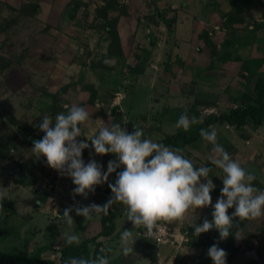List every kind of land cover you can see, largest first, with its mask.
<instances>
[{"label": "rangeland", "instance_id": "rangeland-1", "mask_svg": "<svg viewBox=\"0 0 264 264\" xmlns=\"http://www.w3.org/2000/svg\"><path fill=\"white\" fill-rule=\"evenodd\" d=\"M82 1L0 0V257L49 244L52 235L46 230L58 218L57 207L65 202L63 211L69 205L64 199L73 201L71 180L55 170L54 179L39 178L23 187L45 210L39 211L37 205L33 211L15 216L8 206L18 191L12 178L18 174V180H31L28 170L35 157L29 141L43 136L38 127L43 115L54 119L67 110L66 105H77L89 115L77 140H85L84 136L95 134L111 120L128 132L135 125L156 141L183 130L175 126L182 113L197 119L189 127L194 129L208 117L250 103L252 92L240 70L245 59L255 56L252 71L255 77L264 75V22L257 4L241 15H232L228 0ZM43 2L65 3L69 21L58 23L57 13L41 10ZM174 8L190 15L184 19L188 25L192 17L196 23L200 43L189 52L199 60H181V53H176L179 59L175 60ZM217 8L221 16L211 18V11ZM214 24L220 26L218 31L211 28ZM64 36L69 38L66 42ZM179 37L186 38L182 33ZM213 57L217 60H211ZM212 128L217 143L254 175L251 183L264 189V121L258 128L248 122L240 132L228 125ZM211 148L201 138L181 150L194 167L212 168L208 178L215 185L210 192L215 203L223 186L216 174H223L208 159ZM82 158L96 160L102 170L109 160H115L113 154H95L91 148L82 150ZM116 172L108 176L107 183ZM27 199L29 202V195L23 198ZM123 208L115 209L123 212ZM206 208L161 221L175 232L173 243L153 244L139 237L133 227L132 247L142 246L141 254L135 253L133 258L121 254L109 264L119 257L124 258L123 264H197L201 253L197 240L203 235L191 239L187 234L194 225L208 220ZM253 219L259 222L264 216ZM239 235L236 243L240 249L232 264H264V233L246 228Z\"/></svg>", "mask_w": 264, "mask_h": 264}, {"label": "clouds", "instance_id": "clouds-1", "mask_svg": "<svg viewBox=\"0 0 264 264\" xmlns=\"http://www.w3.org/2000/svg\"><path fill=\"white\" fill-rule=\"evenodd\" d=\"M65 107L67 110L57 113L54 119L47 114L41 117L38 127L43 136L33 141L30 151L35 159L43 157L47 166L71 179L73 199L77 195L87 198L95 191V186L107 181L110 174L122 167L116 172L114 183L108 184L111 195L103 205H70L58 214L66 225L71 226L74 222L70 212L74 211L87 220L101 213L106 215L114 203H120L124 206L126 221H130L133 227L142 226L144 235L152 236L159 227V221L179 219L187 210L211 204L212 220L205 219L194 225L192 234L198 237L214 227L223 240L233 227V218L244 220L264 216V189H257L251 183L254 175L217 143L215 128L209 126V129L201 128L199 131L203 141L212 145V154L208 157L211 165L223 174H216L223 186L215 203H212L210 192L215 185L208 178L212 168L194 167L180 148L147 138L135 125L134 130L128 132L120 123H112L111 120L103 123L95 134L84 136L85 140H77L82 136L81 125L89 119L88 112L77 105ZM195 123V117L189 118L182 113L175 126L187 131ZM88 141H91L90 145ZM89 148L95 154H113L115 160H109L106 170H102V165L96 160L90 158L85 162L82 158V150ZM228 209L233 211L228 213ZM238 233L239 230L234 234L236 238L241 236ZM62 236L65 245L79 243V237L72 232H64ZM134 241L131 231L120 232L122 255L127 256L133 251ZM207 255L213 264H226V252L216 243L208 248ZM65 264H109V258L106 254H98L94 258L71 257Z\"/></svg>", "mask_w": 264, "mask_h": 264}, {"label": "trees", "instance_id": "trees-1", "mask_svg": "<svg viewBox=\"0 0 264 264\" xmlns=\"http://www.w3.org/2000/svg\"><path fill=\"white\" fill-rule=\"evenodd\" d=\"M257 4L261 9V19L264 22V0H228L229 10L232 15H241L247 11L251 4ZM108 29H106L107 31ZM257 59L245 60L242 62L241 72L245 74V82L249 85L252 92V100L250 103L239 105L235 108L229 109L227 112L220 113L212 117L204 119L201 123L197 124L194 129L187 131L181 130L172 134H166L162 138L157 139L156 142L171 146L174 148L182 149L184 146H194L201 139L199 131L201 128L209 129V126L215 125H228L233 128L235 132H240L244 126L249 122L254 128H258L264 121V75L255 77L252 69V64L256 63ZM34 140H39L38 137H32L29 141L30 146ZM31 169L28 170L30 181L18 180V174L12 178V182L22 187H29L39 178L54 179L56 171L44 162V158L34 159L30 162ZM122 168L120 169V171ZM106 197L99 201L98 205H103L111 195L110 189L104 191ZM11 207V203H8ZM233 209H228L227 212L231 213ZM212 207L209 204L206 208L208 220H212L211 216ZM115 212L112 206L108 209L107 214L101 213L100 230L97 234L91 235L83 239L78 244L65 245L64 240L54 239L50 244L36 247L34 250H25L22 253L9 254L6 257H0V264H53V262L46 258L45 254L48 252L57 253L60 255L62 263L68 257L94 258L98 254H105L107 250L104 247V242L114 233L115 230ZM161 222V221H159ZM163 223V222H162ZM246 228L253 232L264 233V219L257 222L254 219L240 220L238 217L233 218V227L230 229L227 238L221 240L218 231L213 227L207 232L202 233L203 238L197 240L198 247L201 250L197 264H213L210 257L207 255L208 248L216 243L218 247L226 252V264H232L238 256L239 246L236 243V236L234 235L238 230L240 234ZM193 228L189 230L187 235L193 239ZM142 238V237H141ZM144 239V238H142ZM147 240V239H144ZM151 241V240H147ZM151 243L156 244L151 241ZM93 245V250L89 246ZM104 249L105 252H101ZM257 263V262H256ZM257 264H263V261Z\"/></svg>", "mask_w": 264, "mask_h": 264}, {"label": "crops", "instance_id": "crops-1", "mask_svg": "<svg viewBox=\"0 0 264 264\" xmlns=\"http://www.w3.org/2000/svg\"><path fill=\"white\" fill-rule=\"evenodd\" d=\"M68 1H70V0H68ZM85 1L86 0H83L82 2H85ZM54 2H55V0H53L52 3H54ZM65 3H66V1H65ZM65 3L64 4L59 3V5L56 6V3L55 4H47V3L43 2V3H40V5H41L40 8H41V10L47 8V9H49L48 11H50V12L52 11L53 13H57V15H55L56 20H58L57 21L58 23L62 24V22H64V21H69V18H70L69 13H67V15L65 14L66 13L65 10L67 9V5H65ZM97 7L100 8L101 6H97ZM176 9L174 8V10H176ZM186 11L188 13L191 12L190 10L188 11L187 9H186ZM211 12H212L211 18H213L214 16H217V18H219V16H221V12L218 10V8L215 10H212ZM176 13L177 14H175V19L172 23V26H173V28H172L173 29L172 42H173V46H174L175 60L179 59L178 56L181 57V60H199L200 58L195 56L194 52H189L191 47L192 48L197 47L200 43V39L196 33V31H197L196 30L197 29L196 23L192 17V20H191V22H189V25H188V21L184 22L185 21L184 19H185V17H188L190 15L189 14H183L182 15L183 12H180V10H178V9H177ZM201 13H203V10ZM179 15H181L180 19H179ZM211 26H212L211 28L215 29L216 31H218L220 29V26H218L217 24H214ZM180 33L185 34L186 38L181 39L179 37ZM68 39L69 38L67 36H64L65 42ZM180 43H181L182 47H180L178 45ZM202 44H204V43H202ZM176 53H181V54H178V56H177ZM251 59H257V58L255 56H251L250 59H245V60H251ZM211 60H217V59L215 57H213ZM168 134H172V133H168ZM115 176H116V173H114L113 179L110 180L108 183H107V181L109 179L107 181H105L104 183H102L98 186H95V191L89 193L87 198H84L82 196L77 195V196H75L73 201L70 200V198H69V200L64 199L67 201V205L69 204L67 207H69L70 205L82 206V205H88L91 203L98 204L100 200L105 199L106 195H105L104 191L106 189H109V187H108L109 183H114ZM61 177L64 179L65 175H63ZM67 179H68V181L71 180L68 177L66 178V180ZM70 185H71L70 186L71 188L74 187L73 184H70ZM13 186L15 187V189L18 188V191H16V193L12 196V198L9 199V201L11 203L12 211L14 212L15 216L17 214L20 215V214H23L25 212H27V213L31 212L34 209L38 208L37 205H40V207L38 208L39 211L46 209L43 207L44 205H42L41 202H36V198L31 193H28L26 191L24 192L22 186L16 185V184ZM59 188H61V187H59ZM27 195H29V197H30L29 202H28V199L25 201L23 200V198H26ZM62 205L65 206V202L61 203L57 207V210H56L57 215L63 213V211H62L63 206ZM119 205H122V204L114 203L112 205V210L115 212V214L117 216L115 218V230H114V233L104 242V247L107 250L106 255L108 256V258L112 257L111 259H109V262H111L112 260H114L115 258H117L118 256L121 255L120 246H119V234H120V232L122 230H129L130 231L133 229L132 223L130 221H126L124 213L119 212L115 209ZM24 209H26V210H24ZM120 209L121 208H119V210ZM69 214L73 217V220H74V222L71 226H68L65 223H63V221L59 218V216L55 220V222H52L50 224V226L46 230V232H49V234L52 235L49 244L54 240L53 239L54 237H57L59 239L64 240L62 233L66 232V231L76 234L79 237V242H81L86 237L91 236V235H95L99 232L101 214L95 215L92 218L87 219V220H85L81 216L76 215L74 211L70 212ZM49 216H51V215H49ZM45 218H48V216L47 217L45 216ZM40 224L45 226V227L47 226V224H45L43 222H41ZM43 245H48V244H43ZM43 245H41V246H43ZM93 247L94 246L91 244L89 246L90 250H93ZM142 249H143L142 246H139L138 249L133 247V251L131 254H129L130 255L129 257L133 258L137 254H138L137 256H139L141 254L139 252V250H142ZM161 249L162 248L160 247L159 251H161ZM135 253H137V254H135ZM45 256H46V258L50 259L53 262V264H65V263H62L61 257L57 253L48 252L45 254ZM69 258H71V257H68L66 260H68ZM123 259L124 258L119 257L118 259L115 260L114 263L115 264H123L121 262ZM135 262L137 263V261H132L131 263L135 264Z\"/></svg>", "mask_w": 264, "mask_h": 264}, {"label": "built area", "instance_id": "built-area-1", "mask_svg": "<svg viewBox=\"0 0 264 264\" xmlns=\"http://www.w3.org/2000/svg\"><path fill=\"white\" fill-rule=\"evenodd\" d=\"M158 223H159V227L158 229L155 230L154 235L152 236L144 235L145 230L142 226L136 227L138 235L144 239L151 240L152 242L158 245L169 243V242L173 243L176 240L175 232L172 231V229L169 228L165 223H162V222H158Z\"/></svg>", "mask_w": 264, "mask_h": 264}]
</instances>
